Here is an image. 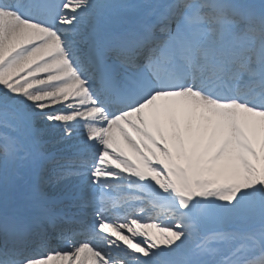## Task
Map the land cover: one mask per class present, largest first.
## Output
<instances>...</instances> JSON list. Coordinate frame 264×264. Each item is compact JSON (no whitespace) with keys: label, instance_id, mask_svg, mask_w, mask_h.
I'll return each instance as SVG.
<instances>
[{"label":"snow or ice","instance_id":"1","mask_svg":"<svg viewBox=\"0 0 264 264\" xmlns=\"http://www.w3.org/2000/svg\"><path fill=\"white\" fill-rule=\"evenodd\" d=\"M52 261L264 264V0H0V264Z\"/></svg>","mask_w":264,"mask_h":264},{"label":"bare ground","instance_id":"2","mask_svg":"<svg viewBox=\"0 0 264 264\" xmlns=\"http://www.w3.org/2000/svg\"><path fill=\"white\" fill-rule=\"evenodd\" d=\"M121 193L126 194V191L125 192H116V194H118L119 196H123ZM144 231L148 232L149 234L152 233L150 228L144 229ZM51 264H61V262L60 261H52Z\"/></svg>","mask_w":264,"mask_h":264},{"label":"rangeland","instance_id":"3","mask_svg":"<svg viewBox=\"0 0 264 264\" xmlns=\"http://www.w3.org/2000/svg\"><path fill=\"white\" fill-rule=\"evenodd\" d=\"M162 219V218H161Z\"/></svg>","mask_w":264,"mask_h":264}]
</instances>
